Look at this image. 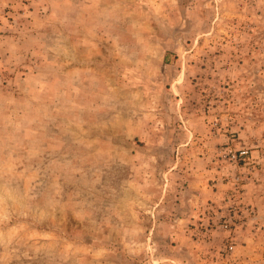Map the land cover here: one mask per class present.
I'll use <instances>...</instances> for the list:
<instances>
[{"label":"rangeland","instance_id":"rangeland-1","mask_svg":"<svg viewBox=\"0 0 264 264\" xmlns=\"http://www.w3.org/2000/svg\"><path fill=\"white\" fill-rule=\"evenodd\" d=\"M0 264H264V0H0Z\"/></svg>","mask_w":264,"mask_h":264},{"label":"built area","instance_id":"built-area-1","mask_svg":"<svg viewBox=\"0 0 264 264\" xmlns=\"http://www.w3.org/2000/svg\"><path fill=\"white\" fill-rule=\"evenodd\" d=\"M229 250H232V247H229Z\"/></svg>","mask_w":264,"mask_h":264}]
</instances>
